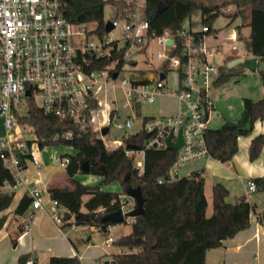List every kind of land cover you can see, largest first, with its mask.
I'll use <instances>...</instances> for the list:
<instances>
[{"label":"built area","instance_id":"2783aa9c","mask_svg":"<svg viewBox=\"0 0 264 264\" xmlns=\"http://www.w3.org/2000/svg\"><path fill=\"white\" fill-rule=\"evenodd\" d=\"M63 6L64 0H0V118L6 131L0 137V163L11 176L0 179V194H14L17 188L24 187L31 197V210H44L41 196L44 190L26 181L24 169L31 163L40 171V152L47 148L39 145L35 133L31 138L23 136L19 122V117L26 112V107L24 113L19 111L23 103L27 105L29 101L36 103L39 100L36 104L43 112L66 123L68 127L61 133L64 139L71 140L89 128L108 149H113L123 144L122 140L113 139L107 145L105 136L109 124L118 117V109L114 98L100 97L102 90L106 86L112 90L120 88L131 107L139 102L152 103L156 95L166 91L168 70L175 74V112L141 117L137 131L146 132L148 137L138 149L126 147L125 154L133 160L136 154L140 156L134 164L137 174L141 175L145 149L167 148L166 137L171 134L173 143L180 131L182 145L176 149V159L169 169L170 179L179 177L181 166L209 158L206 132L216 115L209 92L222 74L212 58L226 44L231 50L236 49L235 28L228 30L214 45L208 40L209 37L217 39L218 32L207 25H203L200 32L182 28L176 35L165 31L150 36L146 18L138 19L133 11L104 21V28L107 22L112 28L104 29L103 34L92 40L90 36L94 33H87L91 30L87 28L94 27L69 21L63 14ZM153 39L160 47L156 58L161 59L162 64L154 70L152 77L147 78L136 68L137 61L131 59L129 48ZM120 42L125 46H120ZM177 47L179 51L175 52ZM99 58L107 59L108 63L96 67ZM125 62L129 63L127 77L122 76L116 81ZM160 73L164 74L162 79ZM135 124L133 115L115 122L122 130ZM104 126H107L105 134L101 132ZM68 161L66 155L59 158V163L64 166ZM243 185L248 193L256 190L253 179L245 180ZM51 202L49 216L65 233L63 226L72 228L74 224L65 223L58 202L53 199ZM119 202L122 221L132 223L134 217L126 213L134 207V200L121 194ZM31 216L30 211L24 227L29 226ZM112 242L111 236L104 241L105 245ZM36 261V254L31 252L23 264H36Z\"/></svg>","mask_w":264,"mask_h":264},{"label":"trees","instance_id":"16d2710c","mask_svg":"<svg viewBox=\"0 0 264 264\" xmlns=\"http://www.w3.org/2000/svg\"><path fill=\"white\" fill-rule=\"evenodd\" d=\"M162 3V5H161ZM106 4L115 8V16H126L135 10L134 0H64L63 14L73 23H82L87 33H104L103 10ZM223 6L234 5L236 12L231 19L248 17V46L251 55L264 63V0H220ZM217 4H208L203 0H144V13L148 21L150 36L171 35L184 28L183 20L195 9H199L203 25L211 28V23L218 15ZM179 48L175 49L178 52ZM108 60L99 58L96 67L101 68ZM144 69L141 73H144ZM229 78L221 74L215 83ZM264 87V68L260 72ZM95 105V103H93ZM264 120V95L259 99L244 97L242 109L236 119L224 118L218 127H210L206 132V143L210 157L229 163L237 152V138L249 135L255 121ZM21 124L30 125L39 141V145H71L73 154L68 156L65 166L67 185H51L47 191L51 199L56 200L69 212L72 220L65 218V223L77 226H94L100 232L110 225L102 222L105 213L120 208L119 195L126 194L128 187H139L143 196L144 212L134 217L131 230L113 239L112 244L122 248V252L113 253L114 264H206L205 253L218 247L226 238L233 237L240 230L248 227L249 215L254 206L243 196L235 202H228L227 188L217 182L212 187V211L206 215L207 199L204 191V176L201 169L193 170L188 175L169 178V169L176 159V149L147 148L143 157V172L137 174L133 158L125 154L126 144L142 147L148 134L142 130L128 134L121 145L108 149L103 141L96 138L89 128L80 132L73 139H64L61 133L67 125L56 117L43 112L36 103L29 101L26 112L19 117ZM264 145V132L250 140L248 157H258ZM86 161L89 171L100 174L101 182L113 179L120 181L122 190H104L100 185H88L73 176L80 164ZM10 172L0 163V179L9 178ZM162 181L159 182L158 180ZM256 189L264 190V176L252 178ZM84 196H87L84 199ZM13 194H0V212L9 207ZM31 202L26 193L17 203L14 213L23 214ZM4 217H0V227ZM28 254L18 257V264H23ZM46 264H81L77 255L50 256Z\"/></svg>","mask_w":264,"mask_h":264},{"label":"crops","instance_id":"0c3cea01","mask_svg":"<svg viewBox=\"0 0 264 264\" xmlns=\"http://www.w3.org/2000/svg\"><path fill=\"white\" fill-rule=\"evenodd\" d=\"M231 7L233 13H235L237 10L236 6L231 5ZM232 20H237V28L241 26L248 28V38V17L237 16ZM236 35L237 41L241 37V31L239 29L236 30ZM218 40H221L219 32L217 39L209 37L208 41L210 44L214 45L218 43ZM148 43L149 41L146 44ZM237 57L239 56H235V58ZM251 57L254 56L251 55ZM229 62L230 61L227 62V65ZM257 65L258 61L256 63V68ZM149 68L152 69V74L144 72L142 73L144 77L150 78L154 75L156 67L149 66ZM221 73L224 74V71L221 70ZM218 84L219 83H214L213 87ZM210 97L215 106L214 97H212L211 94ZM243 98L244 97H242V99ZM176 107L177 102L173 112L176 110ZM241 109L238 110L234 118L229 117V115H224V118L236 119L239 117ZM216 115L219 116L220 113L217 112ZM262 132H264V120L255 121L253 130L249 135H240L237 138V152L227 164L209 157L189 162L194 164L189 165V163H187L179 169V177L188 175L193 170L201 169L204 181L207 176L211 178L210 184L212 187L215 183L219 182L227 188L228 194L226 200L228 202H235L240 197L244 196L254 206V209L249 215L248 227L240 230L233 237L224 239L220 246L208 249L205 253L206 264H264V211L260 209L256 199H254L255 197L252 196L258 189L249 194L243 185V182L247 179L264 176V145H262L256 159L250 160L248 157L251 138ZM44 152L45 151L40 152V159L42 161L40 171H37L35 166L31 163H27L24 169L26 181L44 190L41 195L44 210L32 211L29 204L23 214H15L14 209L21 197L25 194L24 187L17 188L13 194L9 207L0 212V217H4L3 224L0 227V264H18V257L20 255L29 254L31 252L36 254V264H46L50 256L73 255L78 256L81 264L111 263V261H113L112 254L122 252L123 249L118 247L117 251L109 250L112 244L105 245L104 241L110 235H104L101 239L100 234H102V232L94 226L74 225V227L70 228L66 224L63 226L65 233H62L55 222L50 218L49 212L52 208V202L47 189L51 185H67L68 179L65 174V166L57 162L55 158L56 155L45 157ZM45 163H47V165ZM86 198L87 196H84V199ZM30 211L32 212V216L29 226L26 228L23 224L26 215ZM62 211L65 212V210ZM71 220L72 216H70V221ZM113 224L115 223H111L106 229L109 228V226L111 227V225L114 227ZM124 234L126 233H121L119 236ZM111 237L113 239L117 238Z\"/></svg>","mask_w":264,"mask_h":264},{"label":"rangeland","instance_id":"374dc122","mask_svg":"<svg viewBox=\"0 0 264 264\" xmlns=\"http://www.w3.org/2000/svg\"><path fill=\"white\" fill-rule=\"evenodd\" d=\"M208 4H217L218 6V15L211 23V29L213 31L219 32L220 39H223L224 35L228 30L233 27L236 30L241 31V37L236 41V50H230V45H224L220 48V52L215 54L212 58L216 67L219 70H223L224 74H228L229 78L226 81H223L211 88L210 94L215 99V113L219 112L220 115H215L214 119L209 123L210 127L219 126L223 119L224 115H229V117L234 118L238 110L241 109V99L242 97H250L253 99H259L264 95V87H262L260 72L262 68H264V63L260 58H257L258 65L254 71H250L246 67L242 66L240 63H234L230 66L227 65L228 61L235 59V56H239L243 59L250 58L251 53L249 51L248 46V38L247 32L248 28L245 26H241L237 28L236 25L237 20H232L230 17V10L232 7L230 5L223 6L220 4V0H203ZM135 2V13L138 19H143L145 17L144 13V0H134ZM115 8L112 5L106 4L103 10V15L105 21L111 20L115 17ZM183 26L186 29L191 30L192 32H200L201 27L203 26L202 17L199 9H195L183 20ZM92 40L97 39V35L93 34L90 36ZM219 42V40L217 41ZM120 46H125L122 42L119 43ZM160 49L156 40H150L148 44L143 43L140 46H135L129 48L131 53V59L136 60V68L144 69L145 73H151L152 69L149 66L159 68L162 64V60L156 58V52ZM130 59V58H129ZM129 69V63L125 62L123 66V70L119 72L118 78L119 80L122 76L127 77V70ZM167 80L165 84L167 86L166 91L163 94L156 95L155 99L152 103L148 102H139L135 104L133 107L128 105V97L123 93L120 88H114L112 90L110 86H106L105 90H102L100 97H105L106 99L114 98L115 105L118 109V117L116 121H113L108 126V132L105 136L106 144L110 145L111 140L117 139L122 140L128 134L134 133L138 130V120L144 116H158V115H167L174 113L173 110L176 106V100L173 96L174 92V84H175V74L174 71L168 70L166 72ZM36 103H40L39 100H36ZM26 104L23 103L19 106L20 113L25 112ZM240 113V112H239ZM133 115L136 118V124L134 127L122 130L115 126V122H118L124 119L126 116ZM223 115V116H222ZM20 129L23 132V136L25 138H31L34 136V132L32 127L28 124H21ZM6 134L5 126L3 119L0 118V137ZM46 150H44L45 157H50L56 155L55 158L57 162H59V156L62 154H73L75 152L74 148L68 144H56L46 146ZM140 156L136 154L134 161L139 159ZM47 165V163H45ZM194 163H189V165ZM76 180L88 184V185H100V187L104 190L109 191H120L122 190V186L119 180L113 179L109 182L102 183V176L93 172H85L80 169L73 176ZM211 178L207 176L204 181V191L207 199V208L206 215L209 216L212 211V199H211ZM253 193V192H250ZM249 193V194H250ZM254 199H256L260 209L264 211V190H258L252 194ZM61 210H64V207L59 205ZM114 227L109 226L105 232L100 234L101 239L104 235L117 237L121 233H128L131 230V223L121 221L113 224ZM105 236V237H106ZM112 244V243H111ZM109 250L117 251L118 247L112 244ZM112 264V263H109Z\"/></svg>","mask_w":264,"mask_h":264},{"label":"water","instance_id":"95a60500","mask_svg":"<svg viewBox=\"0 0 264 264\" xmlns=\"http://www.w3.org/2000/svg\"><path fill=\"white\" fill-rule=\"evenodd\" d=\"M162 5V3H161ZM112 28V25L110 22H107L105 24V31H109L110 29ZM234 63H240L242 66L246 67L247 69H249L250 71H254L255 68H256V63H257V60H256V57H250V58H241V57H237L233 60H231L228 64V66L234 64ZM115 74H113L114 76ZM164 77V74L163 73H160V78L162 79ZM101 132L103 134H105L107 132V126H104L101 130ZM182 145V138H181V134H180V131L178 132L177 134V139L175 142H171V134H169L167 137H166V147L169 148V149H178L180 146ZM126 147L127 148H133V149H138V146L136 145H133V144H126ZM79 169L81 171H85V172H88L89 171V166L87 164L86 161H83L81 164H80V167ZM126 195L131 197L133 200H134V207L128 211L126 213L127 216H131V217H137L139 215H142L143 212H144V207H143V202H144V199H143V196L141 194V191L139 189V187H128L126 189ZM71 216V214L67 211L64 212V218L66 219H69ZM123 219V216L121 214V211L118 209V210H115V211H112V212H108V213H105L102 218H101V221L102 222H110V223H118V222H121ZM105 225L103 224L101 226V229L102 230H105ZM108 263V262H106ZM111 263H114L113 261H111Z\"/></svg>","mask_w":264,"mask_h":264}]
</instances>
